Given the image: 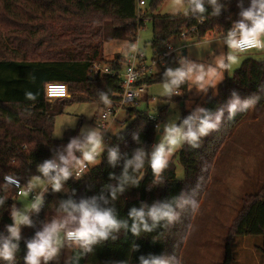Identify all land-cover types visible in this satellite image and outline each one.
I'll use <instances>...</instances> for the list:
<instances>
[{"label": "trees", "instance_id": "1", "mask_svg": "<svg viewBox=\"0 0 264 264\" xmlns=\"http://www.w3.org/2000/svg\"><path fill=\"white\" fill-rule=\"evenodd\" d=\"M161 1L157 0V3ZM218 3L221 5L220 14L213 15L212 6L205 0L207 11L203 22H199L198 15L192 14H152L153 59L171 43L172 37L181 36L182 32L188 31L187 37H194L198 41L209 32L227 35L234 22L240 19V9L237 7V0H218ZM249 5L250 0H243L245 8ZM139 12L145 11L138 6V0H0V47L4 49L1 52L0 48V199L4 201L0 205V239L9 235L7 226L13 222L11 207L17 194L16 187L7 183L5 176L16 177L24 185H30L36 178H43L48 183L43 205L31 216L30 232L19 241L14 264H24L26 242L36 232L43 230L46 212L57 211L61 201L68 199L79 203L82 199L92 201L95 198L103 207H114L118 218L124 220H129L128 213L132 207L139 209L142 204L151 206L157 200L165 201L181 196L189 201L183 208H176L177 212L184 210L181 216L187 217L180 221L178 227L174 224L151 233L142 232L139 237L121 229L119 233H114L117 237L115 240L110 238L101 242L94 246L91 253L82 254L81 249L73 248L69 264H139L138 258L141 255L145 258H148V254H164L169 258L175 256L170 250L171 230L174 228L175 232L180 231L182 234L185 229L187 231L188 219L194 212L192 202H197L199 187L201 191L209 176V170L205 169L210 167L211 160L217 154L215 149L214 153L206 155L208 143L214 135L219 134L220 149L228 132L225 130L233 128L248 112L238 111L235 118L229 120L227 104L232 99V94L235 92L241 101L258 97L255 104L264 106V59L248 57L232 75L227 74L219 83L217 94L207 96L203 102L202 108L213 114L220 109L224 110L221 125L225 126H220L218 131L202 138L198 149L183 145L171 157L169 166L161 177L152 173L147 161L138 172L129 168V175L139 181L138 185H125V190L117 192V198L112 200L110 193L121 183L126 161L132 159L138 149L150 153L154 143L156 127L155 122L149 118L148 111L151 99L145 95L146 98H142L147 104L145 108L141 107V100L126 107L129 117L125 126L111 135L110 144L97 156L95 165H90L82 177L73 173L72 179L63 184L69 188L68 193L62 190L54 192L47 178L38 171V166L50 159L59 162L61 156H67L69 142L74 138L83 140L86 135L79 129H68L64 137L55 138L56 116L63 112L65 103L69 101L103 103V96L115 99L121 97V71L124 67L122 56L118 54L114 59L106 60L103 47L106 42L115 39L135 42L143 25L137 22ZM43 19L52 23L72 21L76 39L83 46L45 59L25 60L3 56L6 53H18L16 45L21 37L27 40L36 37L38 30L42 28ZM43 29L46 27L43 26ZM94 63H106L104 66H109L114 72L94 73L91 71ZM180 66L176 56L171 54L159 71L146 75L138 84L166 81V69ZM50 81L67 83L73 94L72 98H47L45 88ZM182 87L188 89L189 82ZM29 92L36 97L35 100L26 97ZM193 111L194 108H185L178 123ZM134 135L137 139L133 138ZM111 149L117 150L115 163H110L108 159ZM76 156L79 157L80 153L76 152ZM176 156L185 168V180L177 177L174 161ZM193 177L202 185L191 183L189 180ZM160 180L163 183H159ZM105 199L108 200L107 204L104 203ZM233 233L241 236L264 235V185L245 201L233 226ZM134 245L139 246L138 251L134 250ZM232 261L228 243L225 264H232ZM169 264H177V261L170 259Z\"/></svg>", "mask_w": 264, "mask_h": 264}, {"label": "rangeland", "instance_id": "2", "mask_svg": "<svg viewBox=\"0 0 264 264\" xmlns=\"http://www.w3.org/2000/svg\"><path fill=\"white\" fill-rule=\"evenodd\" d=\"M170 3L171 0H162L159 3L157 0H147V5L143 7V10L147 12V21L140 27L134 42V45L146 55V62L149 65L152 64L153 70L156 72L161 67L153 64L154 53L151 46L153 21L150 16L152 14H171L169 11ZM43 26L46 29H43ZM41 27L36 37H30L29 40L21 37L16 45L18 53H6L3 56L25 60L45 59L57 57L61 52L83 46V43L76 39L74 23L70 20L52 23L43 19ZM225 36V34L209 32L198 41L194 37L185 38L179 35L172 37L171 43L176 49L174 55L180 63L195 62L215 67L217 62L225 58L228 53V49L223 44ZM130 44L128 40L108 41L104 44L103 56L106 60H112L118 54L123 56L127 51L132 50L129 48ZM0 48L1 52H4L3 47ZM184 52L186 53L184 54ZM248 57L264 59V52L253 49L248 53L241 54L237 64H232L227 69H217V74L208 78L206 91L198 90L197 85L189 82L188 89L181 86L179 95L168 96L163 94L165 81L148 84L146 97L149 96L151 99L148 111L160 119L153 146L162 138L163 128L166 124L173 121L178 123L185 108L196 110L198 107H203L205 98L209 95H216L219 83L227 74L232 75L235 69L240 67L242 61ZM98 64L104 66L106 63ZM125 70L126 67L124 66L121 74H124ZM72 95L71 93V98ZM146 97L144 96V99ZM144 99H141L142 108L147 106ZM104 105V102L80 100L65 103L63 112L58 114L55 119L54 137L57 139L64 137L68 129H79L83 134H87L92 129L100 132L96 123ZM128 117V113L121 115V119ZM124 126L122 122L117 123L112 128L111 133L115 134ZM225 132L227 133L220 149L218 146L221 135H214L208 143L206 155L214 153L215 149L217 154L214 160H211L210 167L205 169L206 171L209 170V176L201 191L199 187L198 207L188 219L187 231L185 229L184 234H182L180 231L175 232L174 228L171 230L170 250L180 261V264H225L228 243L233 256L232 264H264V235L241 236L233 233V226L245 201L264 185V106L254 104L233 128L226 129ZM107 147L108 145L103 148V151ZM174 161L178 179L185 180V168L178 156L175 157ZM195 177L189 181L196 186H201L202 183L195 180ZM47 184L45 179L36 178L30 185L35 190H42ZM62 191L68 193L69 188L63 186ZM32 203L34 202L29 194L25 193L13 200L11 212L14 204H16L18 208L15 211L28 215ZM183 212L184 210L179 212L180 220L175 225L177 227L182 219L186 220L187 218H184V215L181 216ZM55 216H57L55 210L46 212L42 226L44 227V224L50 222ZM29 232L30 227L21 225V237L26 236ZM5 237L7 236L5 235ZM72 249L62 248L58 261H53L51 264L69 261Z\"/></svg>", "mask_w": 264, "mask_h": 264}, {"label": "clouds", "instance_id": "3", "mask_svg": "<svg viewBox=\"0 0 264 264\" xmlns=\"http://www.w3.org/2000/svg\"><path fill=\"white\" fill-rule=\"evenodd\" d=\"M207 3L212 6L213 15L220 14L221 5L218 0H207ZM237 7L240 9L238 13L240 19L234 22L233 27L223 38V44L228 49L225 58L220 59L215 67L195 62H182L180 67L166 69L167 79L163 83L164 95H179L181 86L186 82H192L198 86V90L206 91L208 78L214 77L217 69H227L230 65L237 64L241 54L253 49L264 52V0H250L247 8L243 6V0H237ZM169 11L172 15H198L199 22H203L207 9L205 0H171ZM49 87L51 89L53 86ZM54 87L56 88L55 94L51 90L48 92L50 98L67 96L64 85ZM26 97L30 100L36 98L30 92L26 93ZM256 99L258 97L241 101L234 92L227 104L229 120H233L238 111H247L255 104ZM102 100L105 105L111 104L107 96H103ZM223 114V109L213 114L198 107L179 123L173 121L166 124L162 138L153 146L150 153L138 149L133 158L126 161L121 183L111 191V199L115 200L117 192L122 193L125 185L129 183L138 185L139 181L129 175V168L138 172L144 168L147 161L152 173L156 177H161L168 168L171 157L179 148L186 144L192 149H198L201 147L202 138L219 130ZM133 138L137 139L135 135ZM102 151V133L92 129L87 132L83 140L74 138L69 142L67 156H61L59 162L51 159L45 160L38 166V171L44 178H47L54 192H60L63 184L72 179L77 165L84 167L86 162L87 165L94 166L97 156ZM76 152L80 153L79 157L76 156ZM108 159L110 163H115L117 150H109ZM5 180L8 183H17L12 177L6 176ZM159 183H163V180ZM3 203L4 201L0 199V205ZM41 203V199L37 198L30 208L38 212ZM104 203L107 204L108 200L105 199ZM188 203L189 201L181 196L171 200H157L151 206L142 204L139 209L132 207L128 213V218L131 220L129 225V220L118 218L114 207H103L96 202L95 198L92 201L82 199L79 203L72 199L63 200L57 210V216L50 222H46L43 230L36 232L35 236L26 242L27 251L24 255V264H50V262L58 261L61 249L64 247L79 248L82 254L91 253L94 246L101 242L108 241L110 238L115 240L117 237L114 233H119L121 229L130 232L134 237H139L142 232L151 233L158 228H168L180 220V213L176 211V208H183ZM192 203L193 210H195L198 204L196 201ZM12 221V224L7 226L9 235L0 239V260L6 264L15 262V254L19 249L21 239V225L32 226L29 215L17 211H13ZM138 249L139 246L134 245V250L138 251ZM170 259H175L177 264H180L175 256L169 258L164 254H148V258L141 255L138 258L139 264H169ZM66 264L69 262L66 261Z\"/></svg>", "mask_w": 264, "mask_h": 264}, {"label": "built area", "instance_id": "4", "mask_svg": "<svg viewBox=\"0 0 264 264\" xmlns=\"http://www.w3.org/2000/svg\"><path fill=\"white\" fill-rule=\"evenodd\" d=\"M145 5H147V0H138V6L140 8H143ZM146 21H147L146 13L139 12L137 17V22L143 23L144 25ZM187 35H188V31L182 32L181 34V36L185 38H187ZM129 48H132V50L127 51L122 56V61L124 63V66L126 67V70L124 74H121L123 79L122 81L123 91L121 93V97L119 99L109 98V100H111V104L104 105L101 114L98 115L97 117L96 125L100 129V132L102 133L103 136V148H105V146L109 145L111 142L112 128L117 123L122 122V124H124L126 122V118L121 119L122 113L125 114L127 113L126 107L130 104L138 103L139 100L144 98V96L146 95L147 84L146 83L138 84L139 81L142 80L143 77H145L146 75L156 72L153 70V65L152 64L149 65L146 62V55L141 51V49H139L137 46L134 45V42L130 44ZM175 50L176 49L174 45L172 43H168L157 55V57L153 59V64H157L160 67L166 64L168 57L171 54H174ZM91 71L94 73L114 72L109 66H100L98 63H94ZM58 85H64L66 87L67 96L65 97L71 96V92L67 83L61 81H50L46 84V88H45V94L47 98H49L50 100L60 99L59 97L50 98L48 96V92L50 90L55 91L56 88L54 86H58ZM49 86H53V87L50 89ZM149 118L155 122V127L156 129H158L160 125V119L157 116L151 114L150 112H149ZM85 165L86 166L84 167H80L79 165L76 166V168L73 171L75 176L82 177L86 173L90 165H87L86 162ZM6 176L12 177L14 180L17 181V183H9L15 186L17 189V194L15 198L18 199L19 196L28 193L30 198L33 200V202H35L37 198H40L42 201L41 206L43 205V196L47 189L48 184L42 190H35L31 187V185H24L23 182L16 177H13L11 175H6ZM17 208H18L17 205L14 204L12 208L11 216L13 211H15ZM35 212H36L35 210L29 208L28 215L30 219ZM3 237L5 236H2V238ZM0 264H6V262L0 260Z\"/></svg>", "mask_w": 264, "mask_h": 264}, {"label": "water", "instance_id": "5", "mask_svg": "<svg viewBox=\"0 0 264 264\" xmlns=\"http://www.w3.org/2000/svg\"><path fill=\"white\" fill-rule=\"evenodd\" d=\"M186 52H184V54H185ZM162 131V130H161Z\"/></svg>", "mask_w": 264, "mask_h": 264}, {"label": "snow or ice", "instance_id": "6", "mask_svg": "<svg viewBox=\"0 0 264 264\" xmlns=\"http://www.w3.org/2000/svg\"><path fill=\"white\" fill-rule=\"evenodd\" d=\"M54 94H55V91H54Z\"/></svg>", "mask_w": 264, "mask_h": 264}, {"label": "crops", "instance_id": "7", "mask_svg": "<svg viewBox=\"0 0 264 264\" xmlns=\"http://www.w3.org/2000/svg\"><path fill=\"white\" fill-rule=\"evenodd\" d=\"M226 35V34H225ZM200 41V40H199Z\"/></svg>", "mask_w": 264, "mask_h": 264}]
</instances>
